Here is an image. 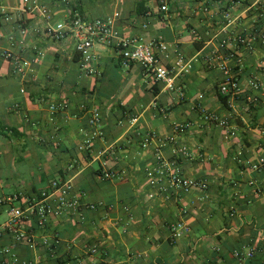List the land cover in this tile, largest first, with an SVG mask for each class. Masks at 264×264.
<instances>
[{
  "label": "crops",
  "instance_id": "1",
  "mask_svg": "<svg viewBox=\"0 0 264 264\" xmlns=\"http://www.w3.org/2000/svg\"><path fill=\"white\" fill-rule=\"evenodd\" d=\"M35 2L0 0V198L24 199L63 178L86 192L84 202L104 204L53 217L46 231L59 239L54 250L5 234L0 264H261L263 251L239 263L233 250L264 247V170L251 168L264 159V0H167V11L162 0ZM42 7L53 9L52 19ZM69 7L89 18L120 12L121 36L161 40L164 64H191L177 79L185 96L164 89L139 63L124 64L111 46L97 45L101 74L86 75L74 38L57 42L45 34ZM7 50L31 61L30 68L17 72ZM225 60L239 94L220 91ZM52 104L61 106L53 116ZM94 109L102 114L98 126L89 122ZM205 110L225 124L204 119ZM147 134L155 138L144 148ZM160 143L182 173L207 181L208 189L151 186L145 169L155 164ZM183 144L191 156L179 151ZM106 169L124 178L104 179ZM6 208L0 206V220ZM181 220L191 231L174 239L170 227ZM25 227L38 229L34 221ZM8 246L12 253H3Z\"/></svg>",
  "mask_w": 264,
  "mask_h": 264
},
{
  "label": "built area",
  "instance_id": "2",
  "mask_svg": "<svg viewBox=\"0 0 264 264\" xmlns=\"http://www.w3.org/2000/svg\"><path fill=\"white\" fill-rule=\"evenodd\" d=\"M36 0H32L31 4H36ZM67 1V0H63ZM30 3L31 0H25ZM162 11L168 10L167 0H162ZM42 13L47 19H52L54 11L52 8L42 7ZM264 16V12L262 14ZM121 17L120 12L103 18H89L82 12L69 7L65 11V16L46 28L45 34L53 41H62L68 37L75 40V54L78 57L80 68L86 75L98 77L101 72L97 65L100 60L97 45L111 46L116 49L124 64L130 62L139 63L146 75L153 78L155 82L163 84L164 89L168 91H176L180 97L185 96V92L181 85L177 83V79L181 72L190 69L191 64H184L181 60L176 65L170 67L162 62L160 52L166 49L161 40L152 39L145 40L143 37H124L120 35L116 25L117 19ZM224 43H227L224 41ZM4 55L9 58L19 73H25L31 66V61L23 59L20 54L12 50H7ZM221 69L224 78L220 86L222 94H239L241 93V84L234 75L232 64L225 60L221 63ZM251 86L256 87V82H251ZM61 106L52 104L50 106L52 116L59 110ZM90 124L98 126L102 119L101 111L94 109L91 111ZM204 119L219 121L225 124V120L212 111H204ZM138 118L132 116L129 118L131 125L137 123ZM120 123H124L121 120ZM181 125H175V131H181ZM153 134L142 136L141 146L146 148L154 141ZM173 137H169L172 140ZM93 136L85 139V145L90 148ZM164 143H160L154 148L155 164L145 169L148 182L151 186L160 187L163 190L173 189L178 192H188L192 189L207 190L208 182L199 178L190 177L182 173L176 166L175 162L166 157L163 151ZM179 151L186 157L191 156L187 145H181ZM252 170L263 171L264 159L259 162L251 163ZM102 177L107 180H122L124 174L118 170L106 169L102 171ZM85 191H77L71 179L56 178L51 181L49 187L42 190L36 195L30 197H22L20 193H15L7 197L0 198V206L6 205V218L0 220V237L9 234L13 242L26 241L32 249L42 246L48 250H54L59 243L58 237H51L46 231L47 225L53 217H63L72 209L86 207L95 210L103 205L99 203L84 202L86 198ZM23 199V202H21ZM17 202V203H16ZM115 206L110 204L109 209ZM236 214V207H231V215ZM34 221L37 230H29L25 227L26 222ZM172 238L180 239L191 231V226L185 221L174 223L170 227ZM93 251H97L96 248ZM258 251L264 252V247L250 246L247 250L235 248L233 255L239 262H246L255 258ZM3 253H12V247L8 246L3 249ZM13 256H15L13 254ZM16 258V257H15ZM21 264H34L33 261H23ZM264 264V258L261 261Z\"/></svg>",
  "mask_w": 264,
  "mask_h": 264
}]
</instances>
